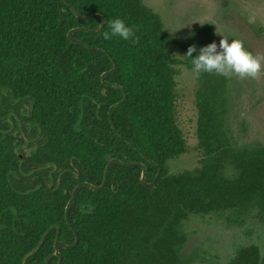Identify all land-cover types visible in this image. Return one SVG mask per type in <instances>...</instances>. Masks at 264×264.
<instances>
[{"label": "trees", "instance_id": "16d2710c", "mask_svg": "<svg viewBox=\"0 0 264 264\" xmlns=\"http://www.w3.org/2000/svg\"><path fill=\"white\" fill-rule=\"evenodd\" d=\"M82 16L81 23L70 6ZM104 19L103 27L95 30ZM119 17L125 41L103 39ZM83 28L73 36L70 30ZM207 25L183 40L141 0H0V264H57L55 237L72 249L61 264H198L183 255L184 223L220 218L229 229L264 225V146L238 147L226 125L228 77H196L198 167L169 173L186 152L176 121V65L189 46L213 42ZM217 44L218 41H215ZM103 51L98 52L94 49ZM180 55L182 60L174 59ZM196 53H193L195 56ZM125 102L109 108L123 98ZM132 144V146L130 144ZM144 157H147L145 160ZM69 209L73 189L86 182ZM146 182L140 183L141 167ZM229 264H264V250L236 247Z\"/></svg>", "mask_w": 264, "mask_h": 264}, {"label": "rangeland", "instance_id": "374dc122", "mask_svg": "<svg viewBox=\"0 0 264 264\" xmlns=\"http://www.w3.org/2000/svg\"><path fill=\"white\" fill-rule=\"evenodd\" d=\"M159 15L163 28L183 40L210 25V39H238L245 50L264 57V0H141ZM254 22L249 23V18ZM174 59L182 60L176 54ZM257 78L229 76L226 125L238 147L264 146V59ZM175 114L186 152L167 163L169 173L190 171L201 158L197 150L194 91L196 76L182 65L174 67ZM183 255L197 249L198 264H229L236 247L254 245L264 250V225L250 218L242 227L227 228L216 217H190L184 223Z\"/></svg>", "mask_w": 264, "mask_h": 264}, {"label": "clouds", "instance_id": "9594fccd", "mask_svg": "<svg viewBox=\"0 0 264 264\" xmlns=\"http://www.w3.org/2000/svg\"><path fill=\"white\" fill-rule=\"evenodd\" d=\"M252 22L254 18L250 17L249 23ZM107 23L108 30L103 33L104 40L118 37L127 41L134 36L133 29L119 17ZM193 53L196 55L193 56ZM184 56L190 58L191 72L196 77L203 73H214L222 77L237 75L240 78L255 79L262 71L261 61L264 59L245 50L240 40L228 37L221 38L218 44L213 41L199 49L195 45L189 46Z\"/></svg>", "mask_w": 264, "mask_h": 264}, {"label": "water", "instance_id": "95a60500", "mask_svg": "<svg viewBox=\"0 0 264 264\" xmlns=\"http://www.w3.org/2000/svg\"><path fill=\"white\" fill-rule=\"evenodd\" d=\"M63 1L66 3V0H63ZM69 6H70V5H69ZM70 8H71V10L74 12L76 18H77L81 23H84V22H86V21L89 19L90 16H82V15H80V14L76 11V9H75L74 7L70 6ZM99 17H101V16H99ZM101 18H102V17H101ZM103 25H104V19L102 18V23H101V24H100L95 30H90L89 32H96V31L100 30V29L103 27ZM79 30H85V29H83V28H76V29L70 30V31L68 32V34H67V38H68V40H69L71 43H75V44H80V45H84V46H86L85 44L81 43L79 40H77V39L74 38V36H73L74 32L79 31ZM87 47L90 48V49H94V48H92V47H90V46H87ZM94 50H96V51H98V52H102V53H104L103 51L98 50V49H94ZM115 70H116V64L113 62V68H112L109 72L102 74V76H101V81H102L103 84H105V85L108 86V87H116V88L120 89V90L122 91V93H123V98H122L118 103L112 105V106L109 108V110H108V119H109V121H110L111 127H112V129L118 134V132L116 131V129H115L114 125H113V122H112V120H111V111H112L114 108L119 107L120 105H122V104L125 102V100H126L127 97H126V93H125V91H124L119 85H116V84H110V83H107V82L105 81V76H106L108 73H113ZM129 144H130V143H129ZM130 145L132 146V144H130ZM144 158H145V160H147L148 162L151 163V161H149V160L147 159V157H144ZM112 163H119V164H121V161L116 160V159H112V160H110V161L107 163V165H106V167H105V171H104V178H103V181H102V183H101L100 186L96 187V186L91 185V184H89V183L83 182V183L78 184V185L73 189V191H72V193H71V197H70V199L68 200V202H67V204H66V208H65V220H66V223H67V225H68L69 228L72 229V227H71V225H70V223H69V209H70L71 204H72L73 201L75 200V198H76L78 192L80 191V189H81L82 187H87V188L93 190L94 192H99V191H101V190L104 188V185H105V183H106L107 172H108V169H109V167H110V165H111ZM132 165H136V166L141 167L140 183H141L142 186H153V185H154L156 179L158 178V176H159V174H160V167H159V166H157V173H156V176H155V178L153 179V181H152L151 183H147L146 180H145V178H146V169H145L144 165H142V164H140V163H133ZM72 231H73V233H74V235H75V240H74V243L71 244V245H66V244L60 242V241L58 240V235L55 237V242H54V251H55V253H54V255L58 257V262H57V264H61V262H62V260H61V255H60L59 251H60L61 249H64V250L72 249V248L75 247V246L77 245V243H78V240H79L78 235H77L76 231H74L73 229H72Z\"/></svg>", "mask_w": 264, "mask_h": 264}]
</instances>
